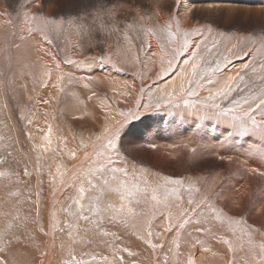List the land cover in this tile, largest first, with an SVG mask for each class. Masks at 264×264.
I'll use <instances>...</instances> for the list:
<instances>
[{"label": "bare ground", "instance_id": "bare-ground-1", "mask_svg": "<svg viewBox=\"0 0 264 264\" xmlns=\"http://www.w3.org/2000/svg\"><path fill=\"white\" fill-rule=\"evenodd\" d=\"M102 1H104V0H102ZM115 1H118L119 3H113L110 6H106V7L111 8L114 4H121V5H123V8L125 10L124 11L125 15L132 12L135 9H143L144 11H148V10L150 11V9L147 7L149 0H143L142 3L137 2V0H115ZM120 1H121V3H120ZM248 1H250V0H179V4L174 5L173 0H160L161 4L163 5V11L161 12V16H160L159 21H156V18L155 17L154 18H155V22L157 23V26H159V23H162V21L167 18V15H168V11L166 9L167 6L172 7L173 13H175L177 11V8H178L179 17L182 20V28L191 30L193 32V38H196L195 33H197V32L203 33V35L207 36L206 35L207 32L205 31V28L207 27V25H203L202 22H201V24H197L198 21H196V23H195V21L193 20V14H197L198 12H205L207 15L209 13L213 14L214 17L219 16L221 14L218 9H217L218 11H214V10L212 11L211 9L208 8L209 6L220 7L221 9H223V10L226 9L227 11L228 10L230 11L232 8H234V9L236 8L239 10V12L242 10L241 12H243V13L244 12L247 13L249 11H251V13H252V11L253 12L255 11L254 13H252V15L254 14L255 16L257 14L256 11L260 12V13L264 12V11H261V10H264V0L257 1L256 4L258 5L259 9L249 8V6H251L252 4L247 3ZM99 3L101 4L102 2H99ZM100 4L97 5V8H98V6H100ZM243 4L248 8L246 9L245 6H242ZM234 5H236V6H234ZM238 5H239V7H238ZM144 6H146V7H144ZM240 6L245 7V9L241 8ZM30 8H32V7H30ZM236 9L234 10L235 12L233 10H231L233 12V14L238 12V11H236ZM21 10H24V9H21ZM151 10H158V9H156V6L153 5V8ZM194 11H197V12L194 13ZM24 12H25V10H24ZM20 14H23V13H20ZM202 16H204V15H202ZM210 16H212V15H210ZM124 17L125 16H122L120 13L117 14L118 19H121ZM128 17L131 18L130 15ZM194 17H195V15H194ZM98 23H99L98 24V26H99L101 24V22H98ZM128 23H129V21H128ZM126 24H124V27H122V25H123L122 22L117 26L109 25L111 27V30L114 29V31H116L115 27H120L124 30L114 32V33H116V35L113 34L114 35L113 39L109 36H108L107 40L105 39V45H104L105 48L104 49L105 50L107 49L105 52L107 54H103V55H100L97 52H95V54L91 55L90 57H86V56H84L85 55L83 53L84 51L82 49H80L78 44H76V42L74 40H71L68 43V46L66 48H64L65 51H63L64 49L62 50L63 52H61L62 55L60 56L57 53V51L55 50L56 48L54 49L52 46H49L48 44L41 41L42 47L49 48L52 51L53 55H55L56 60L60 61V69L59 70H57L55 63L53 62V59L51 56L46 55L43 51H40V52L36 51V47L34 46L35 42H33V41L30 42V44L31 43L32 44H31V47H30L27 55L22 56L21 54H19L20 53L19 52L18 54H16L14 59L10 58V57L8 58L6 56L7 59H10V63L8 65H5L4 62H1L3 60V58L5 57L6 53L4 54L2 52L3 51L2 47L0 48V60L2 59L0 62L3 63L4 66H6L7 73H5V74H8V76H11L9 78L10 80L5 85H3V83L5 81L0 82L1 83L0 102L4 105V108H5L6 117L3 119H5L6 126H7V127H5V129H3L4 131L0 130V132L1 131L4 132L7 135V138H9L8 144H4L5 147H7L9 149H11V148L13 149L11 157H10V151L9 150L5 151L8 153V159L10 160L9 163H8L9 160L6 157L7 154L5 155V153H3L0 155L1 156L0 161H4V160L7 161V163L0 164V171H4L6 173L11 174V175L6 176V177H0V231H2L5 227L4 213H6V212L11 214L9 219H11V217H15L18 212H19V215L21 217H23L24 214H26V212H29V207H31V208H33V212L30 214L32 217L35 216V212H36L35 198H36V192L38 190H37L36 185H35L36 180L34 179V177L36 178V176L38 174V172L35 171L37 165L34 163L35 157L27 159L26 154L29 155V152L31 153V150L34 148L33 144H36L37 148L40 145H47V142L44 140V136L49 135V128H51V134H50L51 144H52V142H54L55 143L54 147L57 148L58 145H56V143L60 142L62 144V146L67 147L66 149L62 148V147L59 148V149H64V153L68 152V150H69L68 147H70L71 150H77V157L73 158L74 159L73 161L70 160L72 162H67V161L62 162V160H60L59 155L57 156L56 152H55L56 154L50 153V149L53 150V147L51 144L47 145L46 149L44 147L38 148V150H40L42 152L41 155H42V159L44 161L42 163V168L45 167L46 162H48L47 158L50 157L51 159L49 158V161H50L49 163H51V161L52 162L54 161V163L48 167V169H47L48 171L46 170V172H52L53 174L57 175L56 190L55 191H53L52 182H51V178L49 176V173L46 174L45 180L43 178L41 179L42 184H40V185L43 188V192H41V194L39 196V199H40L39 204H40L41 217H42L43 221L45 222V224H47L52 213H55L57 216V219H60V217L62 215L60 214L61 216L59 217V209H60L59 207L60 206H57V203L61 202V201L63 202L65 200L68 203L70 201V200H68L69 196L72 193L74 194V192H76V189H78L81 186V182L76 181L74 187L65 188L61 185V179L65 180L67 182V184L71 185L74 183L75 176L77 174L80 175L83 172L82 170L85 171V169H83V168L90 169L91 162H90V164L88 162H86L88 160V158H86L84 156V149L79 148L80 144H78L76 142L75 139H77V138H75L76 135L73 133L71 126H69V125L67 127L65 126L66 129H64L65 127L63 128L64 131L66 130L64 133V131H61V129H60L61 127L59 128L57 126V124L55 123L57 121L53 120V118L51 116L52 114L55 115L57 110L60 108V107L58 108L59 104L62 103L65 105L63 112H61V113H64V116H65V114H68L70 112V110H69L70 107H73L76 105H79V106L80 105H84V106L86 105L89 114H85V111H83V113L81 115V111L79 112L80 109H78V112L76 110H74L75 113H73V114L77 115V116H74L72 114L77 119L75 121H77V123H79L81 125V131H82V129L86 128V126H87L88 129H91L94 131L93 133L101 134L103 131V127H104L106 122L114 123L115 121L123 119V117L120 115L121 112L124 113L125 110H127V112H129L128 110H132L133 112H136L138 101L141 105H142V101H144L143 104L145 103L146 99L144 96H145V91H147L148 88L160 89V88H162L161 86L164 85V87H168V86H170V83H172L173 79L169 80L168 82L166 81L167 82L166 83L165 81L162 82V80H159L162 78H159V77L157 78V76H156V73H158L157 68L161 64V63L159 64V61H160L159 57L154 58V65H156V68H154L155 66H153V69H151V70L155 71L154 72L155 76L153 77V74L147 73L146 75L149 74L148 76H150L149 79H146V77H144V76H143L144 77L143 79L141 78V74L143 73V68H145V71H146V68L151 67L149 64V61H148L149 58L153 56V53L157 52V47H156L157 42H156L155 37H152V36H149V41L152 45L151 49H149L147 47V51L144 52V55L142 54L143 56H142V58H140L141 59L140 61H142L143 63L136 62L137 63L136 64L135 62L130 61V65H129L130 69L124 68L126 71L121 70L122 68L119 66L122 65V67H123V64L128 62V60H129L128 58L131 57L130 59H132V58L135 59L137 57L136 56L137 47L135 46L136 50H135L134 46H132V44H131L130 48L128 47V45H129L128 38H130V36H133V35H132V33L127 34V36L125 35V30H127L125 27ZM1 26H4V25H1ZM146 26L151 27L152 26L151 21H147ZM137 27H139V26L137 25ZM209 27H211V26H209ZM11 28L13 29V27H11ZM135 29L137 30V28H135ZM3 30L4 29H2L3 36H4L5 30L4 31ZM111 30H110V32H111ZM105 31H108V30H105ZM133 31L136 33L138 31L141 32V30H138V31L133 30ZM133 31H131V32H133ZM13 32H14V30H13ZM213 33L214 32H212V35L210 37L208 36V40H209V41H207L208 45L212 44L213 37H215ZM108 34H109V32H108ZM15 35H13V36L15 37ZM216 35H218V34H216ZM17 37H19V36H16V38H12L13 41H14V39H17ZM2 38H4V37H2ZM119 38H123V41L125 38V42H124V45L122 44L123 45L122 48H119V47L117 48V42H118ZM8 40H11L9 37V34H8ZM138 40H140V39H138ZM5 41H3V43H2L3 45L6 43ZM9 42H11V41H9ZM21 43H23V42L21 41ZM28 43H29V41H28ZM23 46H27V45H23ZM139 46H141V45H139ZM5 47H6V45H5ZM17 47H19V46L17 45ZM11 48H13V47H11ZM9 49H10V47H9ZM24 49H23V51H24ZM123 49H125V50H123ZM15 51H16V49H15ZM144 51H145V49H144ZM237 53H239V51ZM226 54L228 55L229 53L226 52ZM7 55H9V54H7ZM10 55H11V52H10ZM126 55H128L130 57H128V56L126 57ZM190 55H191L190 52L187 54H184L181 58H178L174 62V67L171 70L173 72V74H175L174 71H176L180 68V65L183 66L184 60L189 59ZM222 55H224V54H222ZM251 55H253V54L251 53ZM138 56H139V54H138ZM162 56H164V55L162 54ZM101 57H104V58L111 57V62H108L107 59H104L102 61L100 59ZM233 57H234L233 54H231L229 56L230 59ZM245 57H247V56H245ZM222 58H224V57H222ZM240 58H241V56H240ZM120 59L123 60L124 63ZM235 59H236V57H235ZM235 59L233 58L234 61H237ZM250 59H251V57L249 56L248 59H244V61H242L243 60L242 59L241 62L240 61H238V63L235 62L236 63V64H234L235 66H233V64L232 65L230 64L231 66L228 70L226 69L224 72H223L224 69L221 70V72H220L221 74L217 75L218 74L217 73L216 76H213V79H219L221 82H223V80L226 79V77L235 76L237 73H239L238 72L239 69L244 68V65L251 64ZM67 60L79 61V63L78 64L64 63V61H67ZM120 61L123 64L122 63L120 64ZM6 63H8V62H6ZM3 64H1V65H3ZM145 65H147V67H145ZM137 66H138V68H137ZM2 67L3 66H0V69ZM9 67H11L10 72H8ZM124 67H127V66H124ZM183 67H181V69ZM49 69H51V79H49V77L47 75ZM136 70H139L138 71L139 73H136ZM61 72L65 73V74H71V75L75 76L77 79H80L81 77H93L94 80L91 83L90 87H88V88L84 87L83 83H71V84H69L67 82V77H65V80L61 84L57 85V77L61 74ZM168 74L171 75L170 72ZM175 75H177V74H175ZM164 77L165 76H163V79H164ZM171 77H172V75H171ZM175 79H176V76H175ZM178 79H180L179 76H178ZM176 81H177V79H176ZM13 87H14V91H16V93H18L20 91V92H23L26 95H28L29 96L28 100L31 97L30 101L31 100L33 101L32 103L34 104V107H35L34 109H39L41 113L43 112V113L48 115L47 118H45V117L34 118V120H35L34 124L37 125V127L34 126V128L38 129V126H39V129H41V127L43 125L45 127H44V129L42 128L43 130H42L41 134H38V135L32 134V136H30L31 139L36 138V139H34L35 142H33L32 140H31V142H29L26 139V141L28 142V143L27 142L26 143L29 144V146L27 147L26 144H23V145L26 146L27 150L24 147H22V145H21V142H20L21 135H19V133H20L19 132V126L20 125L17 123V118L15 115L16 112H19L20 110H22V107L21 108L17 107L19 104L17 102H15V100H14L15 103L12 101L10 102V100L15 99L14 96L16 95V93H13L12 90H10ZM141 88H143V91H141ZM61 89H63V90H61ZM93 92L96 93L95 96H93ZM150 92H154V90L149 91V93ZM65 95H67L68 98L71 99L70 102H68V103L63 102V99L64 98L66 99V97H63ZM203 95L207 96V92H204ZM89 97H92V98L89 99ZM143 98H144V100H143ZM16 99H17V97H16ZM45 100H47L49 102L47 104L43 103V101H45ZM16 103L18 105H16ZM13 106H15L14 109L12 108ZM81 108H83V106ZM142 110L143 109L141 108V111L137 112L139 114L138 116H141V114H142L141 112H143ZM174 110H173V112H174ZM25 112H26V109H25ZM25 112H23V113L25 114ZM127 112H125V113H127ZM35 113H37V112H35ZM38 113H39V111H38ZM61 113H59V114H61ZM158 113L160 116V123L161 124L165 123L166 122V120H165L166 116H168L170 114V112L165 110V106H162V110H159ZM177 113L181 114L182 112L179 110L175 111V114H177ZM68 115H70V116H67V117H71V114H68ZM179 115H177V116H179ZM179 117H181V116H179ZM257 119L259 120L260 117H257ZM181 120H182V122L186 121L184 127L180 128V129L172 127L169 130V136H166L165 138L161 137L157 141L153 140L155 142L154 146H157L155 148H158L159 156L162 159L160 157L159 158L162 160V162H163V159H165V158L167 160V156L169 155V152H170L169 150H167V146L169 144L173 143L176 147L174 148L175 151L171 150L172 155H177L176 154L177 152L180 155L181 151H183L185 149L187 151L193 149L192 153L196 156H198V155H209V156L210 155H216V157L222 159L223 160L222 162L225 165V168H224L225 171L221 169L223 167V165H222V167H220V166L215 167V170L213 169L211 171L203 172V175H201L200 178L202 179L203 176L205 177V176H207V174H209L211 176V177H209V180L206 182V184L210 185L212 191L217 194L213 199V203L218 208H221L224 210V213L226 214L225 222L222 224L220 221H216L214 219L209 220V219L205 218V216L203 214L201 216H194L193 215L191 217L190 223L185 225V228L180 231L179 238H177L176 230H173L171 233H168L165 231V228H166L167 223H168V221L166 219V214H167L166 209L164 208V211H162V212L160 211L161 212V213L159 212L160 214H158V212L156 211L157 215H161L160 218L156 219V217H157L156 215H155V217L150 218L151 230L154 233V235L151 239H152L153 243H156L158 245V247L155 249H153L151 247V245L146 242V240L140 238L141 236H146L147 225L143 224L139 221L129 219L125 223V221L120 218V221L119 222L116 221L114 225L112 224V227L109 226L111 223L107 222L109 224L108 225V224H104L105 221H103L104 231L115 234V235H107V236H105L102 233L95 230V226H93V224H88V225H86V227H88L90 230L87 233L85 243L79 242L81 237L85 236V234L83 232H81L79 235H76L75 229H74V236H75L77 243H75L72 246L75 247V249H76L78 259H84V260L90 261L91 258L86 253H91L93 251L98 253V254L102 253L104 255H109V259H111V253L116 247H119L121 249L127 247V248H129L130 252L133 253V255H129L127 252H120L119 253V255H122L124 257L125 261H127V264H133V262H135V264H164L165 256H167V258H168L167 264H186L189 253H191L192 258L195 261V264H209L211 262L212 263L227 264V262L233 261V260H234L235 264H255V261L259 259L258 256L252 257L249 254L246 242L244 243L243 248H240L238 245H236L237 250L235 253H233V252L228 251L227 245H225L222 242V240L220 239V237L222 235H225V234L228 235L229 239H233V234H232L231 230L227 227V216H233V217H236L237 219H240V220H246L248 218L246 216H250V217L255 219V222H249V221L247 222L246 221V224L251 225L255 229H258L263 224V221H264V176L254 174L251 171L252 168H259L261 171H264V167H262V164H264V144L259 143V141L261 139V137L259 136V133L254 134L251 138H246L245 136H238L237 138H235L232 141L224 142L222 138L224 135L223 128L225 125L223 123H220L219 127H215L214 125H208L207 127L202 128L200 131H197L196 125L194 124L193 118L191 116L185 117L183 114L181 117ZM144 121H146V120H144ZM130 122L132 123L134 121H132V119H131ZM197 122L199 123V121H197ZM58 123H59V121H58ZM65 123H67V121ZM70 123H71V121H70ZM79 124H78V127H79ZM30 125H31V123H30ZM59 125H61V124H59ZM62 127H63V125H62ZM124 128H126V127H124ZM37 129H36V131H37ZM85 131H86V129H85ZM82 133H83V131H82ZM87 134H88V132H87ZM87 134H85L86 136L84 135V137H88ZM1 135L2 134H0V138L1 137L4 138V136L3 135L1 136ZM78 135H79V133H78ZM10 136H12V138H10ZM146 136H148V135H146ZM4 139H2V140H4ZM191 139L196 141L199 145L197 147H195L193 145L194 143L193 144L190 143L189 140H191ZM104 141L105 140L102 139L100 142L96 143V152L99 153V156L101 153V152H99V148L101 147V145H104V143L106 142V141L105 142ZM182 141H184L183 143H185V144L178 143V142H182ZM2 142H4V141H2ZM6 142H4V143H6ZM144 144H145V142H144ZM14 145L18 146V150H16V151L20 152V154L22 155L21 158L18 157V153L14 150ZM178 146H179V149H178ZM0 147H2V149H4L3 145H1V144H0ZM250 148H254L255 151L250 153V151H249ZM5 150H6V148H5ZM54 150H56V149H54ZM2 151H4V150H2ZM87 151L90 153L91 159H93V160L95 159V161H94L95 163L98 162L99 159H97V158H99V157L96 158V155L98 156V154L93 153L92 145H89ZM188 153H189V151H188ZM14 156H17V159H14ZM64 156H66V154H64ZM122 157H123V155H122ZM214 157H212V158H214ZM23 159H26V161H27V164L25 166L22 165ZM15 160L18 161V164H16ZM166 160H165V162H166ZM216 160H218V159H216ZM200 161H202V159ZM85 162L88 164L85 165ZM102 162H103V159H102ZM209 162H211V160ZM144 163H145V161H144ZM203 163H204V161H203ZM216 163L214 164L215 166H216ZM158 164L160 165L159 162H158ZM202 165H201V167H203ZM95 166H96V164H95ZM95 166H92V167L95 169L96 168ZM97 166H99V165H97ZM124 166H122V167H124ZM25 167H27L28 171L31 172L30 176L23 175V172H21L19 170V169H25ZM57 167H59L60 173L64 174L63 177L60 176V173H57ZM118 167H121V165ZM130 167H129V171H130ZM212 168H214V166ZM13 169L15 170L16 173H20V176H22V179L25 178V183L17 184V187L16 188L14 187L15 191L13 190V193L9 195V193H8V191H9L8 190V178L11 179L10 177L15 176V174H14L15 172L12 171ZM132 169L133 168H131V170ZM140 170L142 171V169H140ZM43 171H45V170H43ZM226 171H229V172L226 175H224V173ZM148 173H150L149 170L147 172V175H148ZM152 175H154V174L152 173ZM82 176H83V174H82ZM82 176L80 175L81 178H83ZM150 177L151 176L149 174L147 176V178H148L147 180L151 181V179H153V177L151 179H150ZM14 178H16V177H14ZM40 178H38V179L36 178V179L38 181H40ZM132 180L134 181L133 177H132ZM127 181H128V178H127ZM137 182L138 181H136V183ZM131 185H133V184H131ZM18 186L21 188V190L19 189ZM32 189H34V200H33V202L31 199H28L29 195H32V192H31ZM29 191H30V194L28 193ZM16 192H19L18 197L20 198V201H18L15 198L18 201V203L15 204V206H13V208H11V197L10 196H12V195L15 196L14 193H16ZM43 195H45V196L43 197ZM71 197H72V195H71ZM16 200H15V202H16ZM118 200L119 199L117 198V201H116L117 207H119ZM69 203L67 205L65 204L64 208L65 207L67 208L68 205H70ZM92 203H94V202H92ZM33 204L35 207L33 206ZM95 204H96V202H95ZM88 206L85 205L86 208H89ZM159 209L162 210L163 206H161ZM92 210H94V208ZM91 213H93V211L86 212L85 214L92 215ZM96 213H97V211H96ZM162 213L164 215H162ZM242 215H244L246 217V219H244V216H242ZM65 216H66V214H65ZM99 216H100V218L102 217L101 215H99ZM100 218H98V219H100ZM64 219L65 218L62 217V220H64ZM93 219L94 218H92V220ZM146 219H148V218H146ZM248 220H249V218H248ZM197 221H200V223H197ZM94 222H96V220ZM80 223L82 226H84L83 221H81ZM244 226L245 225L243 223L241 225L235 226L237 228V231L235 234L236 237H239L241 235V232L239 231V229L241 227H244ZM124 227H127V228H124ZM163 227H165V228H163ZM196 228H200L202 230L200 232H197ZM45 231H48L47 227L45 228ZM260 233H263V231L256 232L254 234V236H257ZM37 235H38L37 243L40 245L39 249L37 250L36 248H22L18 251H14L11 254V258L14 259L15 264H40V261H43V264H51V262H53L54 264H62V260L68 259V251H67L68 240L64 234L56 233L55 237L58 240L57 241L58 242L57 247L55 246V242H56L55 240L56 239L54 240L53 235L51 233L48 236H44L43 234H39V233ZM117 237H119V239H117ZM246 239H247V237L245 236V241H246ZM89 240L91 241L90 243L87 242ZM196 240L202 241L203 244L202 245L201 244H195ZM260 240H261V238L256 239L257 242H259ZM62 241H64V243L66 245V247L63 251H61V248H60ZM161 244L164 245L163 248L159 247V245H161ZM177 244H179V247L176 246ZM193 244H195L194 247L191 246ZM234 244H235V241H234ZM109 245H111L112 247H109ZM194 249L196 250L195 252L192 251ZM42 253H47V255H42ZM91 264H102V261H100L98 259L97 261L91 262Z\"/></svg>", "mask_w": 264, "mask_h": 264}, {"label": "snow or ice", "instance_id": "snow-or-ice-1", "mask_svg": "<svg viewBox=\"0 0 264 264\" xmlns=\"http://www.w3.org/2000/svg\"><path fill=\"white\" fill-rule=\"evenodd\" d=\"M32 3H36V0H31ZM53 2V0H41L38 8L34 12L25 11L23 13L22 22L19 20L14 24L11 19V14L4 12L0 13V16L7 17L4 21L5 26L19 27L22 35L21 40H30L35 42L34 46L36 51H43L46 55L51 56L57 70L60 69V61L56 60L55 55L49 48H44L41 45V41L52 45L53 41L51 38L52 33L60 34L64 30V26L76 27L79 31H87L91 33L93 31H101L107 28L109 25L117 26L121 21L117 18L118 13L124 12L123 5L114 4L111 8L106 7L104 3L100 4L97 9L98 12H103L104 18L99 25L96 26V19L98 17H93L91 23H86L83 17L74 16L67 20L52 18L49 14H45L43 8L46 4ZM137 2H143V0H137ZM174 5L179 4V0H173ZM153 5L156 6L158 10H151ZM147 7L150 11H144L143 9H135L132 12L125 15V19L131 16L130 22L126 24L127 30L135 29L137 25L143 30L144 35L155 37L157 52L153 53V56L149 58L151 62H154V58L159 57L161 68L158 73H156L157 78L160 75H167L174 67V62L181 58L184 54L191 53L189 59L184 60L185 69L182 70L179 83L173 81L172 84L164 89H157V94L155 97H150L148 102L141 105L138 101L136 112L129 110L128 113L121 112L120 115L123 117L122 120L112 122H106L103 131L100 135L96 136L95 141H91L92 149L94 154H99L96 152V143L100 142L102 139L107 141L105 151L108 152L107 156L103 157L104 163L99 164L95 169H89L86 176L81 179L79 175L74 178V183L69 185L63 179H61V185L65 188L74 187L76 181L81 182V186L77 189L76 197L69 198L72 203L68 205L67 208L61 209L62 212L66 213L67 218L64 220L57 219L55 213H52L47 224L43 221L40 212L39 204V190L36 192V212L35 216L32 217L29 213L21 217L19 212L15 217H10V213H4L5 227L0 231V264H15L11 254L14 251H18L22 248H36L39 249L40 245L37 243L38 233L48 236L50 233L55 239L56 233L64 234L67 237L68 245V259L63 260L62 264H91V262L97 261L98 259L102 261V264H127L124 257L119 255L120 252H127L129 255H133L129 248H119L116 247L111 253V259L109 255H104L102 253H86L90 256L89 260L78 259L77 253L74 245L77 243L74 236V229L76 235L81 232L85 236L81 237L80 243L86 242V236L89 232V228L86 227L88 224H92V217L87 212H91V208H86L83 203L84 200L98 203L100 201V194L106 191H112L118 194L119 207L112 202L107 203L103 208H97V212H102L103 216L101 219L95 222V230L102 233L103 235H115L114 233H109L104 231L102 220H107L108 223H115L117 218H121L125 223L129 220L139 221L147 225L146 236H141V239L146 240L148 244L151 245L153 249L157 248L158 245L152 242V237L154 235L151 230V217H155L156 211L163 206L166 209V219L168 221L165 231L171 233L173 230L177 232V238H179L180 231L185 228L186 224L190 223L191 217L201 216L202 214L205 218L209 220L220 221L222 224L225 222V216L223 209L218 208L214 203L213 199L217 195L212 191L211 186L201 184V178H196L195 180L189 178L187 180V187L185 179L174 178L172 176H157L154 180L149 181L147 179L143 180V187L139 184L129 188L127 185L126 178L129 176V169L127 167L114 166L117 161H120V145L119 136L122 129L130 122L132 118L135 117L137 112L143 109V112L162 110V106H168L169 110L179 109L185 117L191 116L193 122L196 125L197 131L208 125H214L219 127L220 123L225 126L223 128V141L229 142L237 138L238 136H245L246 138H251L254 134L259 133L261 137L259 143L264 144V90L258 93H250L248 91L251 85L241 83L237 81L244 82V76L237 73L235 76H228L221 82L219 79H213V75L221 72V66L219 59L215 57L219 55L216 49L219 45L213 37L212 46H208V36L203 35V33H195L193 38V32L188 29L182 28V20L179 17L178 8L175 13L171 7L168 8L167 18L159 23L154 22L151 27L146 26L147 21L156 18V21L160 20L161 12L163 11V5L160 0H149ZM116 31H123L124 29L120 27H115ZM205 31L211 35L213 29L211 27H206ZM26 33V34H23ZM15 35V33H13ZM127 36V32L125 33ZM220 36H224V33H219ZM7 39V36H5ZM136 39L141 40V47H143L147 42L137 35ZM238 41L243 40V37H237ZM231 43V39L229 40ZM147 47L151 49V43H147ZM226 52L233 54L236 51L243 52V49L238 46V44H232L231 48L226 47ZM163 53L167 56V66L164 65V56L160 55ZM250 55V52H243V56ZM208 57H214V59L209 62ZM242 58V57H241ZM102 61L107 59L111 62V57H101ZM136 62L143 63L139 61L136 57ZM227 61V56L224 57ZM67 64H78L79 61L67 60L64 61ZM231 63V61H228ZM205 65L202 69L201 66ZM147 67V65H145ZM191 69L189 73L188 69ZM247 69L248 65H244ZM198 69H201L198 71ZM123 70V69H121ZM49 79H51V69L47 73ZM65 77H67V82L71 83H83L84 87H90L93 82V77H81L77 79L71 74L62 73L57 77V85L61 84ZM144 78L143 76L141 77ZM264 84V80L261 82ZM46 86V85H45ZM63 90V89H61ZM143 91V88H141ZM207 92V96L203 93ZM96 93L93 92V96ZM187 97V98H186ZM92 97H89L91 99ZM190 98V99H189ZM31 99V97H30ZM187 106L186 108H180V102ZM49 101L45 100L43 103L47 104ZM175 115V112H172ZM257 116L260 119H257ZM199 121V123L197 122ZM31 123V121H29ZM51 128H49V135L44 136V140L47 145L51 144L50 139ZM31 138V137H29ZM47 145H40L38 147H44L46 149ZM103 146V145H101ZM89 147V142L81 140L79 148L84 149V156L91 159L90 153L87 151ZM250 153L254 152V148L249 149ZM68 155L70 157H77V150H70ZM7 163L6 160L0 161V164ZM127 164V161H123ZM38 164V162H37ZM264 167V164H262ZM36 172H40L39 166L35 169ZM251 171L254 174L264 176V171L259 168H252ZM57 173H60L59 167H57ZM19 176V173H14ZM119 174V175H118ZM133 176L136 174L135 168L131 173ZM11 174L4 171H0V177H6ZM24 175L30 176L31 173L28 171L27 167L24 169ZM49 176L52 182L53 191L56 190V180L57 175L49 172ZM63 177L64 174L60 173ZM93 180L96 183H93ZM42 184V181H39ZM87 184V187L84 186ZM197 184H201L197 187ZM113 185H115L113 187ZM203 189V190H202ZM184 192L188 195L185 197ZM99 193V194H97ZM14 195H19V193H14ZM28 199H31L29 195ZM139 209V210H138ZM162 215H164L162 213ZM148 218V219H146ZM81 221L84 222V226L81 225ZM200 223V221H197ZM244 224L239 231L241 235L236 237L237 228L236 225ZM48 231H45V228ZM227 227L231 230L233 234V239H229L228 235H222L220 239L227 245L228 251L235 253L238 245L240 248L244 247L246 242L249 254L252 257L258 256L259 259L255 261V264H264V233H260L261 240L257 242L254 239V234L259 231V229L253 228L251 225H247L246 222L241 221L233 216H227ZM202 229L196 228L197 232ZM245 236L247 237L245 241ZM119 239V237H117ZM235 241V244H234ZM90 243L91 241H87ZM195 244H203L202 241L196 240ZM195 244L191 246H195ZM179 247V244L176 245ZM66 245L64 241L61 242V251L65 249ZM109 247H112L109 245ZM159 247L163 248L164 245L161 244ZM207 250V249H206ZM42 255H47V253H42ZM167 256H165L164 264H167ZM43 264V261H40ZM135 264V262H133ZM186 264H195L191 253H189ZM227 264H235L234 260L227 262Z\"/></svg>", "mask_w": 264, "mask_h": 264}, {"label": "rangeland", "instance_id": "rangeland-1", "mask_svg": "<svg viewBox=\"0 0 264 264\" xmlns=\"http://www.w3.org/2000/svg\"><path fill=\"white\" fill-rule=\"evenodd\" d=\"M257 1H259V0H250V1H248L247 3H250V4H252L251 6H249V8H251V9H259L258 8V5L256 4L257 3ZM2 2V3H1ZM98 2V3H97ZM99 2H102V3H104L106 6H110L111 4H113V3H119L118 1H115V0H104V1H102V0H53V2H51V3H48V4H46L45 6H44V8H43V11H44V13L45 14H49L52 18H55V19H61V18H63L64 20H67V19H69L70 17H74V16H80V17H83L84 18V20H85V22L86 23H91V21H92V18L95 16V17H98L97 19H96V26H97V28H99V26H98V22H102V20H103V18H104V14H103V12L101 11V12H98L97 11V9L100 7V6H98V8H97V5H99L100 3ZM41 3V0H36V4L35 3H32L31 2V0H0V13H4V12H7V13H10L11 14V19L13 20V22H14V24H16L17 23V21L19 20L20 22H22V15L23 14H20V13H24V10L25 11H29V12H34V11H36L37 10V8H38V4H40ZM120 3H121V1H120ZM29 6V7H28ZM234 6H236V5H234ZM242 6H245L244 4L242 5ZM242 6H240L241 8H244L245 9V7H242ZM254 6V7H253ZM257 6V7H256ZM30 7H32V8H30ZM144 7H146V6H144ZM169 7H171V6H167V11H168V8ZM211 7V8H210ZM238 7H239V5H238ZM20 8V9H19ZM172 8V7H171ZM209 9H211L212 11L214 10V11H220V15L219 16H213V14H210V15H212V16H210L209 14L207 15L205 12H198L197 14H193V20L195 21V23H196V21H198L197 22V24H201V22H202V24L203 25H207V27H209V26H211V28L212 29H214L213 30V34H214V38L217 40V41H219V45H218V47H217V49H216V52H218L219 53V55L218 56H216L215 58L216 59H219V61H220V66H221V70H223V72L227 69H229L230 68V66L233 64V66H235L234 64H236V63H238V61H240L241 62V60L242 61H244V59H248V57L250 56L251 57V59H250V63L251 64H248V68L247 69H245V68H241V69H239L238 70V72L241 74V75H243L244 76V82H241V81H237V83H241V85L243 86L244 85V83H247V84H249V85H251V87H249V89H248V91L250 92V93H258L259 91H261V90H264V84H262L261 82H262V80H264V12H262V13H260V12H257L256 11V16L253 14L252 15V13H254L253 11H252V13H251V11H249V12H247V13H243V12H239V10L238 9H236V11H238V12H236V13H234L233 14V12L231 11V10H235L234 8H232L229 12L225 9V10H223V9H221L220 7H216V6H209L208 7ZM213 8V9H212ZM248 7H246V9H247ZM21 9H24V10H21ZM32 9V10H31ZM194 9V8H193ZM218 9V10H217ZM250 9V10H251ZM34 10V11H33ZM261 10V9H260ZM149 11V10H148ZM208 11V10H207ZM261 11H264V10H261ZM197 11H194V13H196ZM233 14H231V13ZM235 12V11H234ZM201 13V14H200ZM204 13V14H203ZM226 13V14H225ZM122 16H125V13L124 12H122V13H120ZM199 14V15H198ZM228 14V15H227ZM231 14V15H230ZM237 14V15H236ZM245 14V15H244ZM261 14V15H260ZM263 14V15H262ZM22 17H21V16ZM194 15H195V17H194ZM201 15V16H200ZM202 15H204V16H202ZM227 15V16H226ZM197 16V17H196ZM209 16V17H208ZM3 17V18H2ZM227 17V18H226ZM5 21V19H7V17H4V16H0V34L2 35H0V39L2 38V37H4V38H2L0 41V48L2 47V52L5 54L6 53V55H5V57L3 58V60L1 61V62H4V64L5 65H8L9 63H10V59H7V57L9 58H15V56H16V54H18L19 52V54H21L22 56L23 55H27V53L29 52V49H30V47H31V44H30V40H28L29 41V43H28V41H27V39H25V41L24 40H21L20 39V36L22 35V33L19 31V27H13V29L11 28V26H5L4 25V21ZM130 17H128V19L126 20L125 19V17L124 18H121V19H119L122 23H123V25H122V27H124V24H126V23H128V21L130 22ZM205 20V21H204ZM155 22V18H153V20H151V23L153 24ZM1 25H4V26H1ZM139 26V25H138ZM214 26V27H213ZM4 27V28H3ZM4 29L5 30V32H4V36H3V32H2V29ZM109 28V29H108ZM136 28H137V30L136 29H132V30H125V33L127 32V34H129V33H132V35L133 36H130V38H128V42H129V45H128V47L130 48L131 47V44H132V46H134V48H135V50H136V47H137V51H136V56L139 58V61L141 60L140 58H142V56L144 55V52H146L147 51V43H150V41H149V36L147 37V35H144V33H143V30L142 29H140L139 27H137L136 26ZM3 30V31H4ZM12 30V31H11ZM13 30H14V32H13ZM105 30H108V31H105ZM110 30H111V27L110 26H108L107 27V29L105 28V29H103V30H101V31H93V32H91V33H88L87 31H79L76 27H69L68 25H65L64 26V30L60 33V34H56V33H52L51 34V38H52V41H53V43H52V47L57 51V53L61 56L62 55V53L61 52H63V51H65V49L64 48H66L67 46H68V43L71 41V40H74L75 42H76V44H78V46L80 47V49H82L83 51V53L85 54H83L84 56H86V57H90L91 55H93V54H95V52H97L98 54H100V55H103V54H107V53H105L106 52V50L104 49L105 48V39L107 40L108 39V36L109 37H111L112 39H113V37H114V35H116V33H114V32H117V31H114V29H112L111 30V32H110ZM133 30H135V31H138V30H141V32L140 31H138L137 33L136 32H134ZM131 31H133V32H131ZM7 32V33H6ZM108 32H109V34H108ZM13 33H15L16 35H15V37L13 36ZM111 33V34H110ZM138 33H139V35H141V37H143V39L147 42L143 47H141V46H139V45H141V40H138V39H136L135 37H137V35H138ZM143 33V34H142ZM218 34V35H216V34ZM219 33H224V36H220L219 35ZM7 34V35H6ZM8 34H9V37H10V39L11 40H8ZM11 34V35H10ZM18 34V35H17ZM23 34H26V33H23ZM108 34V35H107ZM114 34V35H113ZM5 35L7 36V39H5ZM206 35L207 36H211V35H209L208 33H206ZM16 36H19V37H17V39H14V41H13V39L12 38H16ZM219 36V37H218ZM237 37H243L244 39L243 40H239V42H238V40L236 39ZM19 38V39H18ZM218 38V39H217ZM4 39V40H3ZM231 39V44L229 43V40ZM6 40V41H5ZM8 40V41H7ZM16 40V41H15ZM20 40V41H19ZM3 41H5L6 43L3 45L2 43H3ZM9 41H11V42H9ZM21 41L23 42V43H21ZM121 41V42H120ZM131 41V42H130ZM134 41V42H133ZM140 41V42H139ZM149 41V42H148ZM209 41V40H208ZM124 42H125V38H124V41H123V38H119L118 39V42H117V48L119 47V48H122L123 47V45H124ZM10 43V44H9ZM138 45H136V44ZM140 43V44H139ZM208 43V42H207ZM212 43H213V40H212ZM238 44V46L240 47V48H242L243 49V52H250V55H248L247 57H245V56H243V52H241V51H239V53H237V52H235L234 53V59H235V57H236V59L235 60H237V61H234L233 60V58H229V56L231 55V54H226V47L227 48H231L232 47V44ZM3 46H2V45ZM12 44V45H11ZM123 44V45H122ZM226 44V45H225ZM229 44V45H228ZM5 45H6V47H5ZM10 45V46H9ZM17 45L19 46V47H17ZM23 45H27V46H23ZM120 45V46H119ZM225 45V46H224ZM22 46V47H21ZM33 46V45H32ZM136 46V47H135ZM209 47H211L212 46V44H210V45H208ZM9 47H10V49H9ZM11 47H15L14 49L13 48H11ZM27 49H26V48ZM221 47V48H220ZM5 48V49H4ZM25 48V49H24ZM133 48V47H132ZM15 49H16V51H15ZM18 49V50H17ZM23 49H24V51H23ZM64 49V50H63ZM144 49H145V51H144ZM22 50V51H21ZM63 50V51H62ZM105 50V51H104ZM123 50H125V49H123ZM122 50V51H123ZM142 50V51H141ZM81 51V50H80ZM140 53H139V52ZM8 52V53H7ZM10 52H11V55H10ZM13 52V53H12ZM142 52V53H141ZM61 53V54H60ZM251 53L253 54V55H251ZM7 54H9V55H7ZM138 54H139V56H138ZM143 54V55H142ZM163 53H161V55H162ZM222 54H224V55H222ZM89 55V56H88ZM164 55V54H163ZM236 55V56H235ZM7 56V57H6ZM128 55H126V57H127ZM141 56V57H140ZM225 56H227V61L224 59V58H222V57H225ZM240 56L242 57V58H240ZM128 57H130V56H128ZM164 65L163 66H167V57L164 55ZM131 58V57H130ZM130 58H128L127 60H128V62H126L125 64H123L124 62H123V60H121L120 61V64L122 63L123 64V67H122V65H120L119 67H121L124 71H126L125 69H128L129 68V65H130V61L131 62H135L136 63V59H130ZM221 58V59H220ZM214 59V57L212 58V57H208V61L209 62H211L212 60ZM8 60V61H7ZM149 61V64H150V66L151 67H148V68H146V71H145V68H143V73L141 74V77L142 76H144V77H146V79H149L150 78V76H148L149 74H153V77L155 76L154 74V70H151V69H153V66H155L154 68H156V65H154V62H151L150 60H148ZM228 61H231V63H228ZM0 62V63H1ZM6 62H8V63H6ZM236 62V63H235ZM254 63V64H253ZM1 64H3V63H1ZM0 64V66H3L1 69H0V82L1 81H5L4 83H3V85H5L10 79V77L11 76H8V74H5V73H7V71H6V66H4V64L3 65H1ZM137 64V63H136ZM159 64H160V61H159ZM229 64V65H228ZM231 64V65H230ZM185 64L183 63V66H184ZM124 66H127V67H124ZM182 65H180V68L178 69V70H176V71H174L175 72V74H177L178 76H179V78H180V76H181V70H184V68L186 67V66H184L183 67ZM205 65H202L201 66V69L204 67ZM160 67H161V64H160V66L157 68V70H158V72L160 71ZM181 67H183L182 69H181ZM125 68V69H124ZM137 68H138V66H137ZM130 69V68H129ZM201 69H198V71H200ZM11 71V67H9V71L8 72H10ZM139 70H136V73H139L138 72ZM149 71V72H148ZM153 71V72H152ZM188 71H189V73L191 72V69L189 68L188 69ZM146 72V73H145ZM151 72V73H150ZM178 72V73H177ZM147 73H149L148 75H146ZM170 73H171V75H172V77H171V75H169V74H167V75H160L159 76V78H162V79H159V80H162V82L163 81H169V80H172L173 79V81H176V79H177V84L179 83V79H178V76L177 75H175V74H173V72L172 71H170ZM217 74V73H216ZM216 74L215 75H213V76H216ZM219 74H221L220 72L217 74V75H219ZM137 75V74H136ZM169 75V76H168ZM163 76H165L164 77V79H163ZM174 76V77H173ZM175 76H176V79H175ZM172 81V82H173ZM166 82V83H167ZM159 83V82H158ZM172 83H170V85H171ZM20 85V84H19ZM162 88L164 87V85L163 86H161ZM0 88H1V83H0ZM152 88V87H151ZM162 88H160V89H162ZM165 88V87H164ZM163 88V89H164ZM157 89L158 88H156V89H150V88H148V90L147 91H145V99H146V101H145V103L146 102H148V100H149V98L150 97H155V95L157 94ZM10 90H12V92L13 93H16V91H14V87L13 88H11ZM151 90H154V92H150L149 93V91H151ZM156 91V92H155ZM0 93H1V91H0ZM18 94V95H17ZM155 94V95H154ZM17 95V96H16ZM16 95L14 96L15 97V99H13V100H10V102L12 101V102H14V100H15V102H17L16 103V105H18L17 107H22V110H20L19 112H16V118H17V123L20 125L19 126V132L21 133H19V135H21V138H20V142H21V145H22V147H24L25 149H26V146L28 147L29 146V144H27L28 142L27 141H29V142H31V140L33 141V142H35V140L34 139H36V138H29L30 136H32V134H35V135H38V134H41V132H42V130L44 129V125L41 127V129H39V126H38V129L37 128H34V126L35 127H37V125H35L34 123H35V120H34V118H36V117H45V118H47L48 117V115L47 114H45V113H41L40 112V110L39 109H34L35 107H34V104L32 103L33 101L31 100L30 101V99L28 100V98H29V96L28 95H26L25 93H23V92H18V93H16ZM149 95V96H148ZM148 96V97H147ZM16 97H17V99H16ZM63 97H66V99L64 98L63 99V102L64 103H68V102H70L71 101V99L70 98H68V96L67 95H65V96H63ZM70 99V100H69ZM17 100V101H16ZM143 100H144V98H143ZM66 101V102H65ZM14 102V103H15ZM143 102L144 101H142V105H143ZM144 103V104H145ZM67 105V104H66ZM62 106V107H61ZM83 106V108H81ZM86 106V105H85ZM84 105H76V106H73V107H70L69 108V110H70V112L68 113V114H71V117H67V116H70V115H68V114H65V116H64V113H61V112H63V110H64V108H65V105L64 104H59V106H58V110H57V112L55 113V115L54 114H52L51 116H52V118H53V120H56L57 122H55L56 124H57V126L61 129V131H64V129H66V127L69 125V126H71V129H72V131H73V133L76 135L75 136V138H77V139H75L76 140V142L78 143V144H80V142H81V140H84V141H86V142H90V141H94L95 139H96V136H97V134L98 133H93L94 131L93 130H91V129H88V127L86 126V128H84V129H82V131H83V133H82V131H81V125L79 124V123H77V121H75V120H77L74 116H77L76 114H73V113H75V111L74 110H76L77 112H78V109H80L79 110V112L81 111V115H82V113H83V111H85V114H89V112H88V110H87V106L85 107ZM78 107V108H77ZM85 107V108H84ZM180 107L181 108H186L187 106H185V105H183V103H182V101L180 102ZM13 109L15 108V106H13L12 107ZM76 108V109H75ZM24 109V110H23ZM25 109H26V112H25ZM84 109V110H83ZM175 109V108H174ZM174 109H172L171 111L169 110V107L168 106H165V110L166 111H168V112H170V116L168 115V116H166V122L165 123H160V116H159V110H157V111H149V112H141L142 114H141V116H138L139 114L138 113H136V115H135V117L134 118H132V121H134V122H129L125 127L126 128H124V129H122V131H121V133H120V137H119V145H120V156H121V159H120V162L119 161H117L116 163L117 164H115V166H120L121 165V167L122 166H124V167H127L128 169H129V167H130V171H129V176L127 177L128 178V181H127V185H128V187L131 189V188H133V186L134 185H136V184H139L141 187H143V183H142V181L143 180H145V179H148L147 178V176L150 174V179L153 177V179H151V181L152 180H154L157 176H159V177H164V176H172V177H174V178H180V179H185V181H186V185H185V187H187V180L189 179V178H191V179H193V180H195L196 178H200V176L201 175H203V172H206V171H211V170H215V167H222V165H223V167L221 168L222 170H224L225 171V165H224V163L222 162L223 160L222 159H220V158H218V157H216V155H198V156H196V155H194L193 153H192V151H193V149H191V150H188L189 151V153H188V151L185 149V150H183V151H181V153H180V155L178 154V152L176 153L177 155H172L171 154V150H173V151H175V145L173 146L172 144H169L168 146H167V150H169L170 152H169V155L167 156V160H166V158L165 159H163V162H162V158L159 156V152H158V148H155V147H157V146H154L155 145V142L154 141H157L158 139H160L161 137H166V136H169V130H170V128H172V127H175V128H182V127H184L185 126V123H186V121H183L182 122V120H181V117H182V113L180 114V113H177V114H175V115H173L172 114V112H173V110ZM39 111V113H38V111ZM179 110V109H178ZM177 109H175L174 110V112L175 111H178ZM129 111V110H128ZM143 111V110H142ZM180 111V110H179ZM23 112H25V114L23 113ZM35 112H37V113H35ZM125 112H127V110H125L124 111V113ZM155 112V113H154ZM33 113V114H32ZM59 113H61V114H59ZM128 113V112H127ZM33 116H32V115ZM74 116H73V115ZM180 114V115H179ZM38 115V116H37ZM41 115V116H40ZM177 115H179V116H181V117H179V116H177ZM13 116V115H12ZM6 117V113H5V108H4V105L0 102V130H2V131H4L3 129H5V127H7L6 126V121H5V119H3V118H5ZM14 117V116H13ZM140 117V118H139ZM146 117V118H145ZM169 117V118H168ZM257 117H259V116H257ZM66 120H65V119ZM148 118V119H147ZM180 118V119H179ZM72 119V120H71ZM176 119V120H175ZM178 119V120H177ZM31 121V125H30V123H29V121ZM34 122H33V121ZM71 121V123H70V121ZM144 120H146V121H144ZM58 121H59V123H58ZM67 121V123H65ZM148 121V122H147ZM34 124V125H33ZM59 124H61V125H59ZM74 124V125H73ZM78 124H79V127H78ZM62 125H63V127H62ZM66 126V127H65ZM30 127V128H29ZM32 127V128H31ZM65 127V128H64ZM22 128V129H21ZM27 128V129H26ZM34 128V129H33ZM43 128V129H42ZM64 128V129H63ZM78 128V129H77ZM21 129V130H20ZM29 129V130H28ZM34 131H33V130ZM36 129H37V131H36ZM85 129H86V131H85ZM28 132H27V131ZM79 130V131H78ZM91 130V131H90ZM178 130V129H177ZM0 132V134H2L3 136H4V138L6 139L7 138V135L4 133V132ZM36 131V132H35ZM66 131V130H65ZM65 131H64V133H65ZM58 132V131H57ZM79 133V135H78V133ZM87 132H88V134H87ZM161 132V133H160ZM81 133V134H80ZM85 134H87V136L88 137H84V135ZM150 134V135H149ZM1 135V136H2ZM27 135V136H26ZM81 135V136H80ZM98 135H100V134H98ZM146 135H148V136H146ZM80 136V137H79ZM86 136V135H85ZM93 138H92V137ZM151 136V137H150ZM24 137V138H23ZM27 137V138H26ZM95 137V138H94ZM159 137V138H158ZM3 137H1L0 139V144L1 145H3V148L4 149H2V147H0V155L1 154H3V153H5V155H6V157H7V159H8V153L7 152H5V151H10V157H11V155H12V151H13V149L11 150V149H9V148H7V147H5V145L4 144H8V142H9V138H7L6 140L4 139ZM10 138H12V136H10ZM93 140H92V139ZM148 138V139H147ZM154 138V139H153ZM2 139H4V140H2ZM25 139V140H24ZM26 139H27V141H26ZM29 139V140H28ZM87 139V140H86ZM150 139V140H149ZM156 139V140H155ZM8 140V141H7ZM13 140V139H12ZM143 140V141H142ZM154 140V141H153ZM2 141H4V142H6V143H4V142H2ZM23 141V142H22ZM68 141V140H67ZM106 141V140H105ZM104 141V142H105ZM190 141V143L191 144H193L195 147H197L199 144L196 142V141H194L193 139H191V140H189ZM193 141V142H192ZM27 142V143H26ZM143 142V143H142ZM144 142H145V144H144ZM184 141H182V142H178V143H181V144H185V143H183ZM60 142H57L56 143V145H58L57 146V148H55L54 147V145H55V143L54 142H52V147H53V150H51L50 149V153H57V156L59 155V157H60V160H62V162H72L74 159H73V157H70L69 155H68V153H69V151L71 150L70 149V147H68L69 148V150H68V152H65L64 153V149H59L60 147H62V148H67V147H64V146H62V144L60 143ZM91 143V142H90ZM89 143V145H91ZM152 143V144H151ZM197 145H196V144ZM23 144H26V146H24ZM180 144V145H181ZM68 145V144H67ZM107 145V141L104 143V145L103 146H101L100 148H99V152H101L100 153V156H99V154H98V156L96 155V158L97 157H99V158H97V159H99L98 160V162H94L95 161V159L93 160V159H88L86 162H88L89 164H90V162H91V165H90V169H92L93 167L92 166H95V164H96V168L98 167L97 165H99V164H101V163H104V160H103V162H102V159H103V157L104 156H107L108 155V152H106L105 151V146ZM148 145V146H147ZM146 146V147H145ZM33 149L31 150V153L29 152V155L28 154H26L27 155V159H30V158H34V163L38 166L39 165V168L41 169V171L40 172H38V174H37V176H36V178L38 179V178H40L41 176V178H40V181H42L41 179L43 178L44 180L46 179V174L47 173H49V172H46V170L48 169V167L50 166V165H52L53 163H54V161L52 162L51 161V163H49L50 161H49V158H47V161L48 162H46V165H45V167H43L42 168V163L44 162L43 161V159H42V155H41V151L40 150H38V148L36 147V144H33ZM152 147V148H151ZM5 148H6V150H5ZM103 148V149H102ZM54 149H56V150H54ZM59 149V150H58ZM178 149H179V146H178ZM190 149V148H189ZM2 150H4V151H2ZM14 150L16 151V150H18V146H16V145H14ZM27 150V149H26ZM2 151V152H1ZM25 151V150H24ZM52 151V152H51ZM191 151V152H190ZM17 153H18V157L19 158H21L22 157V155L20 154V152H18V151H16ZM26 152V151H25ZM36 154H35V153ZM49 152V151H48ZM103 152V153H102ZM183 152V153H182ZM55 153V154H56ZM106 153V154H105ZM173 153V152H172ZM33 154V155H32ZM64 154H66V156H64ZM128 154V155H127ZM62 157H61V156ZM103 155V156H102ZM122 155H123V157H122ZM134 155V156H133ZM158 156V157H157ZM215 156V157H214ZM69 157V158H68ZM136 157V158H135ZM161 159H160V158ZM212 157H214V158H212ZM220 157V156H219ZM0 159H1V156H0ZM14 159H17V156H14ZM51 159V158H50ZM54 159V158H53ZM69 159V160H68ZM96 159V160H97ZM202 159V161H200ZM205 159V160H204ZM216 159H218V160H216ZM9 160V159H8ZM70 160H72V161H70ZM101 160V161H100ZM124 160H126L127 161V164H124L123 163V161ZM165 160H166V162H165ZM211 160V162H209V161ZM40 163H39V162ZM137 161V162H136ZM144 161H145V163H144ZM148 161V162H147ZM156 161V162H155ZM203 161H204V163H203ZM215 161V162H214ZM221 163H220V162ZM10 162V160L8 161V163ZM15 162H16V164H18V161L17 160H15ZM37 162H38V164H37ZM85 162V165H87L88 163H86ZM93 162V163H92ZM142 162V163H141ZM158 162L160 163V165L158 164ZM217 162V163H216ZM22 165L23 166H25L26 164H27V161H26V159H23L22 160ZM203 166V167H201V165ZM207 163V164H206ZM216 163V166L214 165ZM130 164V165H129ZM209 164V165H208ZM200 165V166H199ZM218 165V166H217ZM133 166V167H132ZM154 166V167H153ZM214 166V168H212ZM20 167V166H19ZM156 167V168H155ZM201 167V168H200ZM131 168H135V170H136V174H135V176H133L131 173H132V170H131ZM83 169H85V171L84 170H82L83 172L80 174L81 176H82V174H83V176L82 177H84V176H86V174L88 173V171H89V169L87 168H83ZM94 169V168H93ZM139 169V170H138ZM140 169H142V171L140 170ZM146 171H145V170ZM202 169V170H201ZM21 172H23V175H24V169H19ZM18 170V171H19ZM43 170H45V171H43ZM148 170L150 171V173H148V175H147V172H148ZM13 172H15V170L13 169L12 170ZM48 171V170H47ZM146 173H145V172ZM154 174V175H152V173ZM169 172V173H168ZM229 171H226L225 173H224V175H226L227 173H228ZM16 173V172H15ZM31 173V172H30ZM85 173V174H84ZM42 174V175H41ZM45 174V175H44ZM146 174V175H145ZM160 174V175H159ZM39 175V176H38ZM77 175H79V174H77ZM79 175V176H80ZM119 175V174H118ZM209 174H207V176H203V178L201 179V184H205L208 180H209V177H211L210 175L208 176ZM156 176V177H155ZM14 177H16V178H14ZM25 177V176H24ZM131 177V178H130ZM132 177H133V179H134V181L132 180ZM11 179H9L8 178V193H9V195L10 194H12L13 193V190L15 191V188L17 187V184H22V183H25V178H23L22 179V176H20V173H19V177L17 176V175H15V176H12V177H10ZM15 180H14V179ZM35 177H34V179L36 180V182H35V185H36V188H37V190H39V192H40V194H41V192H43V188H42V186L40 185V183H39V181L36 179ZM127 178H126V180H127ZM142 178V179H141ZM81 179H83V178H81ZM131 179V180H130ZM27 180V179H26ZM16 183H15V182ZM20 181V182H19ZM23 181V182H22ZM136 181H138L137 183H136ZM77 182H79V181H77ZM13 183V184H12ZM93 183H96V181L95 180H93ZM135 183V184H134ZM131 184H133V185H131ZM201 184H197L196 186L197 187H200L201 186ZM131 185V186H130ZM38 186V187H37ZM85 187H87V184H85L84 185ZM115 185H113V187H114ZM15 187V188H14ZM19 187V186H18ZM14 188V189H13ZM19 189L21 190V188L19 187ZM76 189V188H75ZM203 190V189H202ZM31 192H32V195H31V200H32V202H33V200H34V189H32L31 190ZM76 192H77V189H76ZM76 192H74V194L72 193L71 195H72V197H71V195L69 196V198L71 197V198H75L76 197ZM112 191H106V192H104L103 194H100V201L98 202V203H96L95 204V202L94 203H90L88 200H84L83 201V203L85 204V205H89L88 207L89 208H91V209H93L94 208V210L96 209V208H100V209H103L106 205H107V203H109V202H112V203H114L115 205H117L116 203V201H117V198H118V194L117 193H115V192H112ZM17 193V192H16ZM19 193V192H18ZM29 194H30V191L28 192ZM46 193V192H45ZM97 194H99V193H97ZM184 195H185V197H187V195H188V193L187 192H184ZM19 195H15V196H10L11 197V208H13V206H15V204H17L18 203V201H20V198L18 197ZM45 195H43V197H44ZM18 200H16V199ZM68 198V200H70L68 203L69 204H71L72 202V200L71 199H69ZM119 199V198H118ZM15 200H16V202H15ZM36 200H37V197L35 198V202H36ZM39 201H40V199H39ZM62 202V201H61ZM61 202H58L57 203V206H60L59 208V217H60V220H62V217L63 218H67V216H65V214L66 213H64V212H62L61 211V209H62V207L64 208V206H65V204L67 205L68 203L66 202V200L65 201H63L62 203ZM118 203H119V200H118ZM33 206H34V204H33ZM35 207V206H34ZM93 207V208H92ZM117 207V206H116ZM66 208V207H65ZM94 210H92L93 211V213H91L92 215H90L92 218H94L93 219V226H95V220L97 221V220H99L98 218H100V216L99 215H101V216H103V213L102 212H97L96 213V210L94 211ZM139 210V209H138ZM162 211H164V207H163V209L161 210V209H158L157 210V212H158V214H160ZM224 211V210H223ZM33 212V208H31V207H29V212H26V214L28 215L29 213H32ZM61 212V213H60ZM87 212V211H86ZM160 212V213H159ZM101 213V214H100ZM26 214H24V216L26 215ZM61 214V215H60ZM97 215V216H96ZM156 219H158V218H160V216L161 215H157L156 214ZM242 216H244V215H242ZM97 217V218H96ZM246 217H248L249 218V220H248V218L246 219ZM244 216V219H246V220H241V221H244V222H255V219L254 218H252V217H250V216ZM101 219V218H100ZM253 221H252V220ZM103 221H105L104 222V224H108L107 223V221L106 220H102L101 222H102V224H103ZM117 222H119L120 221V218L118 217L117 218V220H116ZM259 221V220H258ZM112 224L114 225L115 223H111L109 226L110 227H112ZM124 228H127V227H124ZM163 228H165V227H163ZM259 229V231H263V233H264V221H263V224H262V226L261 227H259L258 228ZM258 238H261V235L259 234V235H257V236H254V239L256 240V239H258ZM55 239H56V237H55ZM54 239V240H55ZM56 242H55V246L57 247V245H58V240L56 239L55 240ZM193 252H195L196 250L194 249V250H192ZM64 260H66V259H64ZM63 261V260H62ZM51 264H54L53 262H51ZM209 264H223V263H209Z\"/></svg>", "mask_w": 264, "mask_h": 264}]
</instances>
